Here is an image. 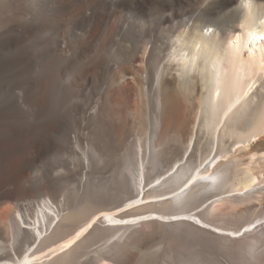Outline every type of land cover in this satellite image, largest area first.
Wrapping results in <instances>:
<instances>
[{
  "label": "bare ground",
  "instance_id": "1",
  "mask_svg": "<svg viewBox=\"0 0 264 264\" xmlns=\"http://www.w3.org/2000/svg\"><path fill=\"white\" fill-rule=\"evenodd\" d=\"M0 22V264H264V0H0Z\"/></svg>",
  "mask_w": 264,
  "mask_h": 264
},
{
  "label": "rangeland",
  "instance_id": "2",
  "mask_svg": "<svg viewBox=\"0 0 264 264\" xmlns=\"http://www.w3.org/2000/svg\"><path fill=\"white\" fill-rule=\"evenodd\" d=\"M0 30H1V22H0ZM251 37H255V35H251ZM237 38V37H236ZM235 38V39H236ZM235 39H233V40H235ZM2 57H3V59H5V55H2ZM135 135H132V137H131V140H132V142L134 143V142H136L135 141V137H134ZM134 145H135V143H134ZM131 148L133 149V146H132V144H131ZM64 156L62 157V160L59 158L57 161H55L56 159H54V160H52V161H54V162H56V163H53L55 166H56V168H58V169H61V168H63V160L65 159V160H67L68 158H69V156L70 155H68V153H64L63 154ZM67 158V159H66ZM12 159V158H11ZM9 160L8 162H9V164H8V166H10V168L11 167H14V164L16 165V159H12V160ZM15 161V162H14ZM47 162L46 163H49V160H46ZM51 162V161H50ZM59 163V164H58ZM52 164V163H51ZM12 165V166H11ZM54 166V167H55ZM58 166V167H57ZM60 167V168H59ZM9 168V169H10ZM8 169V170H9ZM165 170H167V168H165L164 169V171L163 172H165ZM163 172H161V173H163ZM34 176V177H37V176H39L40 175V170H35L32 174H31V171H29L28 173H27V177L28 176ZM106 175V177H109V176H111V173H106L105 174ZM129 175V174H128ZM130 176V175H129ZM154 178H152V180H153ZM151 180V181H152ZM104 183V181L102 180V181H100V185H102ZM120 189V188H119ZM119 189L117 190V192H116V194H117V197L118 198H121L122 196H123V193H121L120 191H119ZM177 204H175V206H176ZM155 208H157V209H161L160 207H155ZM104 240L105 239H99V240H97V241H95L91 246H89L88 248H87V254L82 258V260L80 261V263H83V262H85L86 260H88V257L91 255V253H92V250L95 248V247H97V246H99V245H101V244H103L104 243ZM139 258V255L137 254V255H134L133 256V262H134V264L136 263L137 264V262H138V259Z\"/></svg>",
  "mask_w": 264,
  "mask_h": 264
},
{
  "label": "snow or ice",
  "instance_id": "3",
  "mask_svg": "<svg viewBox=\"0 0 264 264\" xmlns=\"http://www.w3.org/2000/svg\"><path fill=\"white\" fill-rule=\"evenodd\" d=\"M262 38H264V37H262Z\"/></svg>",
  "mask_w": 264,
  "mask_h": 264
}]
</instances>
